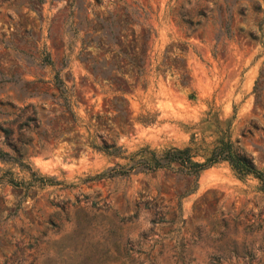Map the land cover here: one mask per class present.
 <instances>
[{
	"label": "rangeland",
	"instance_id": "rangeland-1",
	"mask_svg": "<svg viewBox=\"0 0 264 264\" xmlns=\"http://www.w3.org/2000/svg\"><path fill=\"white\" fill-rule=\"evenodd\" d=\"M219 131L264 171V0H0V264H264L257 177L135 162Z\"/></svg>",
	"mask_w": 264,
	"mask_h": 264
},
{
	"label": "trees",
	"instance_id": "trees-1",
	"mask_svg": "<svg viewBox=\"0 0 264 264\" xmlns=\"http://www.w3.org/2000/svg\"><path fill=\"white\" fill-rule=\"evenodd\" d=\"M214 120L217 123L220 121L217 118ZM227 124H229V120L226 122V125ZM191 141L194 142L193 135L191 136ZM93 146L112 155L119 154L121 151L120 146L115 145L113 141H101V144H95ZM197 147L198 145H185L183 147L170 146L158 151L141 148L140 150H144V153H141L139 157L135 159V162L142 163L146 168H172L195 177L199 170L208 167L213 162L226 160L230 167L238 174L250 173L257 177L261 189L264 190V171L258 169L254 165L251 156L247 152L240 146L233 144V141L225 134V131H219L214 137L210 147L205 152L201 153V160L193 158L197 154ZM133 166H135L134 163H130L128 167L130 168ZM6 180L12 185L19 184L18 181L14 180L11 176Z\"/></svg>",
	"mask_w": 264,
	"mask_h": 264
}]
</instances>
